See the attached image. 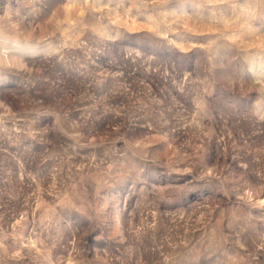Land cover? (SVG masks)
I'll list each match as a JSON object with an SVG mask.
<instances>
[{"label": "rangeland", "instance_id": "rangeland-1", "mask_svg": "<svg viewBox=\"0 0 264 264\" xmlns=\"http://www.w3.org/2000/svg\"><path fill=\"white\" fill-rule=\"evenodd\" d=\"M0 264H264V0H0Z\"/></svg>", "mask_w": 264, "mask_h": 264}]
</instances>
